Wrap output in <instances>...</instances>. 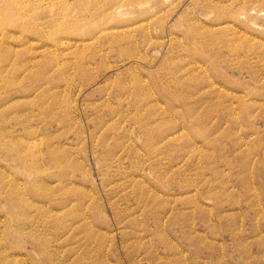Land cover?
<instances>
[{
    "label": "rangeland",
    "instance_id": "rangeland-1",
    "mask_svg": "<svg viewBox=\"0 0 264 264\" xmlns=\"http://www.w3.org/2000/svg\"><path fill=\"white\" fill-rule=\"evenodd\" d=\"M0 264H264V0H0Z\"/></svg>",
    "mask_w": 264,
    "mask_h": 264
},
{
    "label": "bare ground",
    "instance_id": "bare-ground-1",
    "mask_svg": "<svg viewBox=\"0 0 264 264\" xmlns=\"http://www.w3.org/2000/svg\"><path fill=\"white\" fill-rule=\"evenodd\" d=\"M105 29V28H104ZM122 30V29H121ZM102 31H103V29H102ZM111 32H112V30H111ZM118 32V31H117ZM99 34H100V31H99ZM98 34V35H99ZM111 34V33H110ZM120 34V33H119ZM94 35V34H93ZM115 35V34H114ZM96 36V35H95ZM94 37V36H93ZM98 37V36H97ZM90 38H92V37H90ZM94 38H96V37H94ZM99 40V39H98ZM91 41V40H90ZM93 42V41H92ZM95 42V41H94Z\"/></svg>",
    "mask_w": 264,
    "mask_h": 264
}]
</instances>
